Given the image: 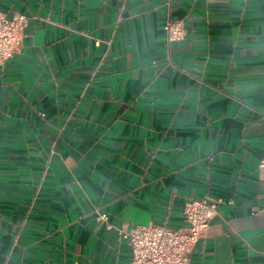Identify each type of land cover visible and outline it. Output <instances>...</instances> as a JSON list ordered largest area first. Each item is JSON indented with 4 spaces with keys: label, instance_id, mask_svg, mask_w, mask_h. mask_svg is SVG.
Here are the masks:
<instances>
[{
    "label": "crops",
    "instance_id": "0c3cea01",
    "mask_svg": "<svg viewBox=\"0 0 264 264\" xmlns=\"http://www.w3.org/2000/svg\"><path fill=\"white\" fill-rule=\"evenodd\" d=\"M0 12L31 17L0 66V264H130L116 228L183 227L203 198L221 204L190 264H264V0Z\"/></svg>",
    "mask_w": 264,
    "mask_h": 264
},
{
    "label": "built area",
    "instance_id": "2783aa9c",
    "mask_svg": "<svg viewBox=\"0 0 264 264\" xmlns=\"http://www.w3.org/2000/svg\"><path fill=\"white\" fill-rule=\"evenodd\" d=\"M30 20L31 17L22 14L8 17L0 12V66L22 49L24 31ZM164 29L170 43L182 41L187 35L185 24L171 17ZM259 177L264 185V156L259 163ZM220 204V200L209 198L188 200L184 207L183 227L151 223L129 229L116 228L119 237L131 248L130 264H190L189 256L218 214ZM98 218L103 223L109 221L104 214L98 213Z\"/></svg>",
    "mask_w": 264,
    "mask_h": 264
}]
</instances>
